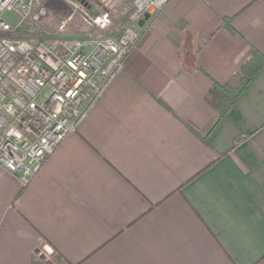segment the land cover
<instances>
[{"label":"crops","instance_id":"1","mask_svg":"<svg viewBox=\"0 0 264 264\" xmlns=\"http://www.w3.org/2000/svg\"><path fill=\"white\" fill-rule=\"evenodd\" d=\"M253 49L264 55V0H168L149 14L29 183L0 167V264H264V65L205 137L208 92Z\"/></svg>","mask_w":264,"mask_h":264},{"label":"built area","instance_id":"2","mask_svg":"<svg viewBox=\"0 0 264 264\" xmlns=\"http://www.w3.org/2000/svg\"><path fill=\"white\" fill-rule=\"evenodd\" d=\"M63 1L69 13L53 36L24 38L12 31L29 18L36 0H0V167L21 186L121 72L141 36L144 13H159L168 2ZM7 11L19 17L16 25L5 17ZM75 19L84 30L71 35L67 24ZM39 254L50 256L54 249L42 241Z\"/></svg>","mask_w":264,"mask_h":264},{"label":"trees","instance_id":"3","mask_svg":"<svg viewBox=\"0 0 264 264\" xmlns=\"http://www.w3.org/2000/svg\"><path fill=\"white\" fill-rule=\"evenodd\" d=\"M225 26L230 28V17L224 19ZM264 65V55L253 49L249 57L239 66L230 81L224 84L214 83L206 99L216 112V118L207 135L217 126L229 109L236 103L241 94L253 81ZM24 187V186H22Z\"/></svg>","mask_w":264,"mask_h":264},{"label":"rangeland","instance_id":"4","mask_svg":"<svg viewBox=\"0 0 264 264\" xmlns=\"http://www.w3.org/2000/svg\"><path fill=\"white\" fill-rule=\"evenodd\" d=\"M127 1L130 0L123 1V4L125 6H130L132 0L130 3H127ZM68 13L69 9L67 10L66 6L61 2H57L56 0H36L35 10L28 19L20 24L19 29L12 31V34L24 38L38 36H44L46 38L51 37L56 31L59 22H61ZM5 17L8 18L13 25L19 22V17L12 11H7ZM67 30L71 35L79 34L83 31V25L75 19L67 26Z\"/></svg>","mask_w":264,"mask_h":264},{"label":"water","instance_id":"5","mask_svg":"<svg viewBox=\"0 0 264 264\" xmlns=\"http://www.w3.org/2000/svg\"><path fill=\"white\" fill-rule=\"evenodd\" d=\"M149 17V11H146L144 13V17L142 19L139 20V25H142L144 20L147 19Z\"/></svg>","mask_w":264,"mask_h":264}]
</instances>
